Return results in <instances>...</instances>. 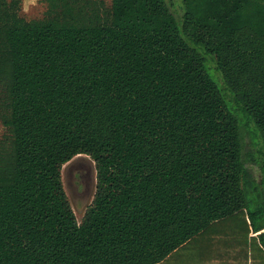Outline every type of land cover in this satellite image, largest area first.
Listing matches in <instances>:
<instances>
[{
  "label": "trees",
  "instance_id": "16d2710c",
  "mask_svg": "<svg viewBox=\"0 0 264 264\" xmlns=\"http://www.w3.org/2000/svg\"><path fill=\"white\" fill-rule=\"evenodd\" d=\"M44 1L0 0V264H264V0Z\"/></svg>",
  "mask_w": 264,
  "mask_h": 264
},
{
  "label": "rangeland",
  "instance_id": "374dc122",
  "mask_svg": "<svg viewBox=\"0 0 264 264\" xmlns=\"http://www.w3.org/2000/svg\"><path fill=\"white\" fill-rule=\"evenodd\" d=\"M103 1H105L107 5L111 3V0ZM167 1L169 2L172 10H174L177 15H181V6L183 5L182 1ZM25 4L26 11H22V15L25 20L29 21L43 19L47 9V5L44 0H41L40 2L27 1ZM178 21L181 22V20L179 19ZM209 60V67L211 70V72L209 71V73L212 76L214 75V77L217 79L216 81H218L223 86L221 75L216 71L215 61L212 59ZM219 83V87L222 88ZM243 129L245 132L247 131L245 139L248 146L250 145L251 147L252 143H254V145H256L258 142L261 143V137H259L258 135L259 132L256 130V128H253V124L250 125V128H246L243 126ZM4 133L5 128L0 122V139L3 137ZM253 151L255 152L254 149ZM62 182L73 212L75 213L77 220L81 223L97 192L98 180L96 163L87 155H80L75 157L63 167ZM263 189L264 186H262V188L259 187V195L261 194L262 196H264Z\"/></svg>",
  "mask_w": 264,
  "mask_h": 264
},
{
  "label": "crops",
  "instance_id": "0c3cea01",
  "mask_svg": "<svg viewBox=\"0 0 264 264\" xmlns=\"http://www.w3.org/2000/svg\"><path fill=\"white\" fill-rule=\"evenodd\" d=\"M27 1H36V2H40L41 0H23V11H26V10H25V5H26L25 3H26ZM29 21H30V20H29ZM258 177H259L258 179H259V183H260V188H262V179H263V178L261 177L260 174H258ZM251 236L254 237V236H256V234L252 233Z\"/></svg>",
  "mask_w": 264,
  "mask_h": 264
}]
</instances>
